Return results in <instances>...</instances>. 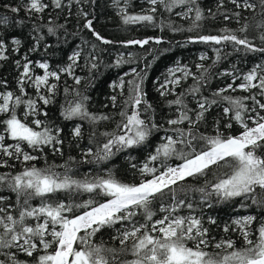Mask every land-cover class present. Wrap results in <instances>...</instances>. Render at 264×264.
I'll return each instance as SVG.
<instances>
[{"label":"snow or ice","instance_id":"snow-or-ice-1","mask_svg":"<svg viewBox=\"0 0 264 264\" xmlns=\"http://www.w3.org/2000/svg\"><path fill=\"white\" fill-rule=\"evenodd\" d=\"M146 2L150 7L143 13L129 14V0H123V7H120L121 0H112L125 25L154 24L153 14L157 12L156 6L159 4H163L168 12L183 6L184 12L176 13L182 19L194 13L192 27L188 31L198 28V22L206 19L198 0ZM89 3L94 4L95 0H20L16 6L5 7L16 15L23 11L31 21L34 41L33 47L28 49L31 53L38 49L44 38V29L48 35H55L58 29L66 30V24H56L51 15L45 24L44 14L55 10L59 18L67 10V22L73 15L74 5L77 18L83 19V28L101 44H112L113 41L103 37L93 27L94 21L83 7ZM230 3L237 9L252 12L257 8V4L251 0H230ZM223 7L224 0H219L218 12ZM259 7L260 16L264 18V0H259ZM219 14L223 15L224 20L234 17L237 23L240 22V11L233 12L231 16ZM208 15L214 18L217 13L209 9ZM245 21L239 31L246 33L254 27L259 32L261 45H264V19L255 25L247 22V17ZM10 22V17L0 15V26L9 25ZM15 23L22 25L24 20H16ZM167 26L172 31L182 30L171 23ZM150 41L156 44L162 42L161 38L149 37L123 43L124 46L138 45L143 48ZM189 41L216 45L228 42L243 46L246 52L264 53V46H256L248 36L240 38L228 28L222 29L220 35H199L190 37ZM21 46V40L15 36L9 39L7 34L0 35V62L9 61L10 55L20 52ZM92 49L86 63L89 72L98 67L95 44ZM82 51L74 50L68 55L67 62L55 69L48 60L33 61L25 54L21 59L14 60L18 72L16 89L10 90L7 79H0V169H14L15 165L9 163L12 160L22 165L19 171L0 173V192L7 191L16 197V203L12 204L8 196L0 195V264H264V220L255 228V234L253 226L258 218L253 215L235 217L230 224L224 225L225 233L239 232L243 246L238 248L232 239L216 241L215 237H211L210 228L204 225L202 212L203 206H213V198L217 203L240 198L241 208L248 207L246 201H250L252 205L264 209V102L257 99V96L264 97V63L256 64L243 74L242 82L238 85L235 80L241 77H234L233 83L218 89L212 99L197 96L208 72L202 64L196 65L201 73L199 78L186 66L168 69L169 77L157 89L162 97L175 95V99L167 101L169 108L176 109L175 118L166 120L167 128L157 123L154 115H148L155 110L146 99L140 74L133 68V79L127 81L128 96L119 113L121 121L117 124V131L102 133L106 142L99 145L95 152L92 148L83 152L84 162L99 164L110 159L115 152L143 144L154 131L163 129L166 133H173L163 136V142L139 167L138 171L145 178L138 184H129L117 180L111 171L105 176L74 179L67 162L59 166L64 169L63 172L56 171L50 165L40 168L30 164L39 159L33 153H41L46 147L52 148L55 153L61 152L59 146L63 144V129L48 121L45 109L55 101L63 77L71 78L74 85L81 84L82 77L76 74V68ZM217 55L219 57L218 49ZM200 59L207 57L201 55ZM122 62L121 57L116 65ZM37 69L40 71L37 72ZM177 72L182 76H177ZM127 75L129 73H125ZM221 75L232 73L223 72ZM189 76L195 81L194 85L185 92L175 94V87ZM110 87L120 88L123 94L124 77ZM28 88L33 89L31 94ZM237 88L250 95L242 98L223 95ZM252 90L256 92L252 94ZM63 92L65 103L61 105L60 114L65 120L78 118L96 124L111 119L108 115L88 112V97L67 85L66 81ZM189 95L195 100V109L189 108L185 101ZM69 96L72 99H68ZM215 97H220L229 105L223 108L227 119L223 127L231 129L235 122L242 129L239 134L226 135L220 130L219 120L216 121L215 135L199 133V124L205 119V114L219 103ZM110 99L112 106L116 107L117 96L113 95ZM248 100L253 101L252 107L245 103ZM41 116L45 119H41ZM185 123L187 128L179 127ZM71 135L75 138L82 136L80 124L72 129ZM197 143L203 145L199 151ZM178 145L184 147L178 148ZM25 146L28 150H25ZM172 156L182 163L175 167L167 165L165 161ZM87 157H93V160ZM161 157L164 161H161L160 167L151 166ZM132 168L136 169V164H132ZM213 169V179L209 180V172ZM189 178H204V183L186 187L185 182ZM82 192L100 196L103 202H97L92 197L82 203L72 200L74 195ZM61 193L68 197L67 202L58 199L57 194ZM197 193L198 202L194 196ZM34 199H39V205H32ZM156 201L160 202L159 213L162 214L158 219H154L157 215L153 207ZM198 206L200 215H196ZM183 209L189 210V214L181 215ZM207 223L217 225V220L209 216ZM116 225L120 227L116 228ZM105 229H115V235L110 238L113 242L111 245L94 239ZM21 256L24 258L21 259Z\"/></svg>","mask_w":264,"mask_h":264},{"label":"trees","instance_id":"trees-1","mask_svg":"<svg viewBox=\"0 0 264 264\" xmlns=\"http://www.w3.org/2000/svg\"><path fill=\"white\" fill-rule=\"evenodd\" d=\"M20 0H0V15H7L11 18L9 25L0 26V35L7 34L9 39L12 36L20 39L22 42L21 50L18 54L10 55L9 61L0 62V79H7L10 90L16 89V77L18 75L17 69L14 64L15 59H21L25 54L33 60H48L53 69L57 66H63L67 62V57L74 50L83 49L82 56L79 61V66L76 68V74L82 77L80 85H74L73 81L69 77H63L60 82V92L57 94L56 99L53 103L49 104L45 109L48 112V121L55 126H59L63 129L61 138L63 144L59 146L61 148L60 153L53 152L52 148L46 147L43 152L36 153L39 157L38 160L30 162L36 167L44 168L47 166H53L56 171L63 172L62 165L66 162L71 168L70 175L74 179L83 180L86 176L89 178L97 176H105L108 171L115 176V178L123 183L138 184L142 179L140 172L138 171L147 158L155 152V149L160 145L162 137L165 135H173L171 132H165L163 129L160 131H154L152 135L143 144L126 148L115 154L107 161L97 163H86L83 152L88 148H92L93 152L97 150L99 145L106 142V137L102 135L105 132L117 131V124L120 123L121 117L119 115L123 101L128 96L127 81L133 79L131 70L136 69L137 73L142 78V88L146 93L147 101L152 105L155 110L154 113L149 112L148 115H154L157 123L163 124L165 128L169 127L166 124L168 118H175L176 109L175 107L169 108L167 101L175 99V95L168 94L162 97L157 90L161 84L165 83L166 78L169 77L168 69L176 68L177 66H186L192 74L197 78L200 77V70L197 69V64H202L208 69L206 75V81L201 82L200 92L197 96H205L209 99L213 98V93L218 89L225 88L228 84L233 83L234 77H241L236 79L235 84L238 85L242 82L243 74L249 72L256 64L264 63V53L259 52H246L243 46L234 45L228 42H222L220 45L214 43H203V42H190V37H196L199 35H220L221 30L228 28L234 30L235 34L244 38H248L256 46L261 45V41L258 39V30L250 28L246 33L240 32L239 29L246 22L245 17L248 18L249 23L255 25L257 21L264 18L260 16L259 0H251V2L257 4V8L254 12L243 9H237L230 0H224V7L217 10L219 0H198V4L201 7L206 19L198 22L199 27L194 28L192 31H188L192 27L194 13L190 14L188 18L182 19L180 15L176 13H183L184 7H175L172 12L165 10L163 4L157 5V12L154 13L155 23L154 24H129L125 25L122 22L121 17L117 14V7L113 6L112 0H95L94 4H85L84 10L89 13V18L93 19V27L103 37L113 41L112 44L104 45L99 41H96L92 36L91 32L83 28V19H78L76 16V6H73V15L65 20L67 16V10L59 15L55 10H50L44 14V23H47L49 15L56 24H66L65 29H58L55 35H48L47 30L44 29L42 35L43 39L40 42L38 49L35 52H28V49L33 47L32 39V27L31 21L27 19L25 13L21 11L19 15H16L10 11L5 5L16 6ZM123 0H121L120 7H123ZM150 5L147 4L146 0H129V6L127 12L129 14L143 13L147 10ZM217 13L213 18L208 15V10ZM240 11L241 17L240 22L237 23L233 17L229 20H224L223 15L219 13H225L229 16L233 12ZM16 20H24L22 25H16ZM163 23V27H161ZM171 23L174 27L182 29L181 31H172L167 25ZM161 38V43L156 44L154 41H150L149 44L141 48L138 45L124 46L125 41L134 39H146V38ZM96 45L95 54L98 57L96 61L98 67L89 72L86 66L89 53L93 51L92 45ZM45 45H48L45 48ZM79 46V47H78ZM217 49L219 50V57L217 55ZM131 54V56H129ZM204 55L207 57L205 60H201L200 56ZM123 58L122 63L119 66L116 65V61ZM179 62V65L177 64ZM37 72L40 70L37 69ZM223 72L232 73V75H221ZM125 73L129 75L125 76ZM177 76H182V73L177 72ZM121 77H124L125 88L123 94H121L120 88H111L110 85L113 82L119 83ZM67 82V85L75 87L79 92L88 97L86 101V107L88 112L96 115H108L111 117L109 120H102L96 124H92L87 120L74 119L71 121L65 120L61 116V105L65 103V94L63 87ZM195 81L192 76L186 79H182L180 85L174 89L175 94L185 92L188 88L193 86ZM169 87H172L171 85ZM27 91L31 94L33 89L28 88ZM256 90H252L254 94ZM117 96L116 107L112 106L111 96ZM223 95L230 96L233 98H242L250 95L248 92H243L239 88L235 91L229 90ZM63 97V98H62ZM219 103L213 105L209 112L205 114V119L199 124V133L205 135H215L216 121H220V130L227 134H239L242 130L238 124L233 122L231 129H225L223 124L227 122L224 117L223 108L228 107L227 102L215 97ZM62 99V100H61ZM68 99H72L69 96ZM257 99L264 102V97L257 96ZM185 101L189 108L195 109L196 104L192 96H186ZM249 107L253 106V101H245ZM22 111V109L20 110ZM130 111V109H129ZM194 119V113L191 114ZM45 119L44 117H40ZM250 123V122H249ZM81 125L82 136L75 138L71 135L72 129L77 125ZM179 127L187 128L188 125H180ZM93 133L95 135L93 136ZM91 140V142H90ZM11 141H9L10 143ZM196 143V142H194ZM202 143H197V151L202 147ZM178 148H183V145H178ZM25 150L27 146H25ZM185 151H191L185 149ZM62 153V154H61ZM70 158H74L71 159ZM88 160H93V157H87ZM160 160L153 162L151 166L160 167ZM10 164H14V169H0V173L7 171H19L22 165L15 161H9ZM165 163L169 166H176L182 163L181 160L175 156L168 158ZM132 164H136L137 168L133 169ZM213 169L209 172L208 179H213ZM150 178V177H148ZM204 183V178L199 180L195 178H189L185 182V186H199ZM0 195L9 197V203L15 204L16 197L14 194L7 191L0 192ZM58 199L65 200L67 202L68 197L65 194H57ZM195 200L199 201V194H194ZM90 197L94 198L97 202H103V198L95 196L89 193H79L72 197L77 203H82L88 200ZM240 198L231 200L224 203H217L215 198L212 199V207L203 206V218L205 227L210 228V236L215 237L216 241L221 239H232L236 243V247L243 246V240L239 235V232L229 231L225 233L223 227L226 223L230 224L231 220L235 217L253 215L258 219L254 221L253 232L255 234V228L259 226L261 220H264V209L252 205L250 201H246L249 205L246 208L239 207ZM33 206L39 205V199L31 201ZM159 201H156L153 205L157 212L154 219L160 218L162 215L159 213ZM15 211V210H14ZM181 215H188L189 210L183 209L180 212ZM200 208L198 206L196 215H200ZM213 217L217 220V225H209L207 223V217ZM138 219H140L138 217ZM140 222H143L142 220ZM119 228L120 225H116ZM115 235V229L102 230L94 238L97 241L103 240L111 245V236ZM24 257L21 256V259ZM131 258L130 256L128 257Z\"/></svg>","mask_w":264,"mask_h":264},{"label":"bare ground","instance_id":"bare-ground-1","mask_svg":"<svg viewBox=\"0 0 264 264\" xmlns=\"http://www.w3.org/2000/svg\"><path fill=\"white\" fill-rule=\"evenodd\" d=\"M63 98V97H62ZM62 100V99H61Z\"/></svg>","mask_w":264,"mask_h":264},{"label":"rangeland","instance_id":"rangeland-1","mask_svg":"<svg viewBox=\"0 0 264 264\" xmlns=\"http://www.w3.org/2000/svg\"><path fill=\"white\" fill-rule=\"evenodd\" d=\"M169 74V73H168ZM174 167V166H173Z\"/></svg>","mask_w":264,"mask_h":264}]
</instances>
